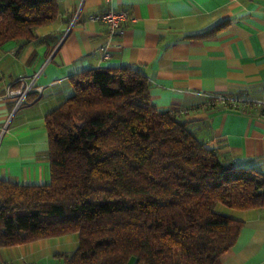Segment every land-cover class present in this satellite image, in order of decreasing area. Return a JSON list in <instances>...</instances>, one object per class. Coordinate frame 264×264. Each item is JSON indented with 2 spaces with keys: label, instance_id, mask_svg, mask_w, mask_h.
Segmentation results:
<instances>
[{
  "label": "trees",
  "instance_id": "1",
  "mask_svg": "<svg viewBox=\"0 0 264 264\" xmlns=\"http://www.w3.org/2000/svg\"><path fill=\"white\" fill-rule=\"evenodd\" d=\"M57 17L58 0H0V45ZM71 85L46 116L50 183L0 180V246L77 232L66 264H219L244 221L217 206L264 210V170L223 158L182 108H158L139 68H90Z\"/></svg>",
  "mask_w": 264,
  "mask_h": 264
},
{
  "label": "crops",
  "instance_id": "2",
  "mask_svg": "<svg viewBox=\"0 0 264 264\" xmlns=\"http://www.w3.org/2000/svg\"><path fill=\"white\" fill-rule=\"evenodd\" d=\"M110 9L132 16L112 42L107 25L91 18ZM107 67L139 68L158 108H186L183 118L223 158L264 170V115L215 100L264 101V0H58L57 19L34 38L0 45V180L50 183L46 116L73 94L72 76ZM39 70L42 89L15 111L7 87ZM217 210L244 221L219 264H264V210ZM78 245L72 232L0 246V264H66Z\"/></svg>",
  "mask_w": 264,
  "mask_h": 264
},
{
  "label": "built area",
  "instance_id": "3",
  "mask_svg": "<svg viewBox=\"0 0 264 264\" xmlns=\"http://www.w3.org/2000/svg\"><path fill=\"white\" fill-rule=\"evenodd\" d=\"M93 20L101 21L105 23L108 27V38L109 42H112L113 39L123 31L124 23L132 19L131 13L127 9L115 10L110 9L107 11L100 12L98 14L92 15ZM108 47H105L103 52V59L109 57ZM42 70H39L31 77L19 76L12 84H10L4 97L7 99H12L15 101L14 110H18L23 104L28 102V96L35 90H41L42 88H37L35 86L36 80ZM215 100H218L222 103H231L234 106H253L257 108H264L263 100H253V99H237V98H228L226 96H216ZM254 106V107H255ZM244 107V106H243ZM257 110V109H256ZM186 108H182L181 112H187Z\"/></svg>",
  "mask_w": 264,
  "mask_h": 264
}]
</instances>
